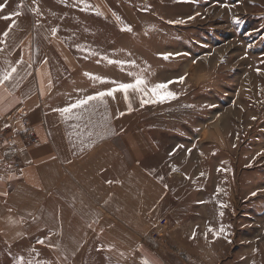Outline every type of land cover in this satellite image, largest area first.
<instances>
[{"label": "rangeland", "instance_id": "obj_1", "mask_svg": "<svg viewBox=\"0 0 264 264\" xmlns=\"http://www.w3.org/2000/svg\"><path fill=\"white\" fill-rule=\"evenodd\" d=\"M0 7V47L9 28L28 23L33 44L48 29L74 51L81 76L99 79L94 91L67 100L71 119L81 113L104 124L105 109L128 110L112 124L152 151L147 166L172 195L171 211L161 208L142 227L102 212L106 222L95 227L60 235L36 227L28 241L0 240V264H264V0H0ZM138 79L145 82L138 89L120 90ZM161 84L163 100L152 91ZM104 90L115 98L99 97ZM93 92L97 99H88ZM162 219L167 226L155 229Z\"/></svg>", "mask_w": 264, "mask_h": 264}, {"label": "crops", "instance_id": "obj_2", "mask_svg": "<svg viewBox=\"0 0 264 264\" xmlns=\"http://www.w3.org/2000/svg\"><path fill=\"white\" fill-rule=\"evenodd\" d=\"M28 26L20 32L9 28L0 47V77H11L0 83V124L24 111L38 144L27 148L15 138V149L0 155V240L28 241L36 227H55L57 235L65 228L95 227L106 222L103 214L126 227H142L161 208L171 211L169 183L147 166L152 151L138 137L129 143L130 135L112 124L113 116H127L128 110L105 109L110 118L104 124L81 113L71 119L74 106L67 100L94 91L98 79H84L79 57L48 29L36 32L39 42L33 44Z\"/></svg>", "mask_w": 264, "mask_h": 264}, {"label": "built area", "instance_id": "obj_3", "mask_svg": "<svg viewBox=\"0 0 264 264\" xmlns=\"http://www.w3.org/2000/svg\"><path fill=\"white\" fill-rule=\"evenodd\" d=\"M21 123V127L17 123ZM23 137L30 144H36L38 139L32 129L31 123L26 118L25 113L20 111L18 116L12 121H8L5 124H0V154L4 155L11 147V138ZM168 224L166 219H162L158 222L157 227L164 228Z\"/></svg>", "mask_w": 264, "mask_h": 264}, {"label": "snow or ice", "instance_id": "obj_4", "mask_svg": "<svg viewBox=\"0 0 264 264\" xmlns=\"http://www.w3.org/2000/svg\"><path fill=\"white\" fill-rule=\"evenodd\" d=\"M0 11H3V7H0ZM14 15H20V13H15ZM4 19H11V17H8V16H6V17H4ZM176 23H184V21H176ZM128 31H130L131 29H127ZM5 35H7V33H5ZM165 59H167L168 57L167 56H165L164 57ZM13 71H14V69H13ZM11 77H10V74H8V73H5L4 75H3V77H0V83H2L4 80H8V79H10ZM96 79H99V78H96ZM145 82L143 81V80H141V79H138L137 80V82H136V84H121L120 86H119V88H120V90H122V91H124L125 92V95H127V91L129 90V89H133V90H136V89H138V87L140 86V85H143ZM167 87V85L166 84H161V85H158L157 86V88H155V89H153L152 91H153V94L154 95H157V96H160V93H159V91H158V89H164V88H166ZM142 90V89H141ZM114 91V90H113ZM113 93L110 91V92H107V93H100L99 94V97H104L105 95H109V96H111ZM167 97L168 98H175V96H174V94L173 93H171V92H169V93H167ZM88 99H97V97H89ZM160 99L161 100H163V99H165V97L164 96H160ZM85 103H87V100H85V101H81L80 102V104H85ZM77 106H79V105H77ZM64 112H69L70 111V109H64L63 110ZM254 195H255V193H254ZM40 243H43V241H40Z\"/></svg>", "mask_w": 264, "mask_h": 264}]
</instances>
